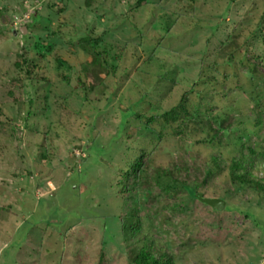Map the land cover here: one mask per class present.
I'll return each instance as SVG.
<instances>
[{"label": "rangeland", "instance_id": "374dc122", "mask_svg": "<svg viewBox=\"0 0 264 264\" xmlns=\"http://www.w3.org/2000/svg\"><path fill=\"white\" fill-rule=\"evenodd\" d=\"M223 119L264 146V0H0V264H131L146 235L174 264H264L258 191L215 210L156 183L172 166L203 181L243 135L209 142ZM142 149L130 238L120 172ZM203 183L206 197L228 190L223 174Z\"/></svg>", "mask_w": 264, "mask_h": 264}, {"label": "trees", "instance_id": "16d2710c", "mask_svg": "<svg viewBox=\"0 0 264 264\" xmlns=\"http://www.w3.org/2000/svg\"><path fill=\"white\" fill-rule=\"evenodd\" d=\"M233 44L230 45V49L232 50L229 52L230 54L227 55L226 59H234V53L235 49H237L239 46H234ZM97 61V60H96ZM26 62V61H25ZM95 62V60H94ZM93 62V63H94ZM239 62L242 66H247V71L248 75H251L254 73V68L252 63L250 62V57L249 53H245L243 57L239 59ZM32 68H28L25 70L26 74L28 76L32 75ZM182 109L184 107L180 106ZM176 110L168 111L164 114V116L168 115H175ZM199 113V111L197 112ZM179 114V113H178ZM176 114V115H178ZM191 112L185 116L181 120L182 124L184 125L185 128H188V123L193 119V115H190ZM138 117L140 119H145V115L139 114ZM177 118V116H173ZM154 119V117L147 118V122H151ZM209 120V119H208ZM257 124L261 125V118L260 114L257 115L256 117ZM192 122V121H191ZM208 122H213L215 124V119H212V121H207L204 120V122L199 123V122H193L195 124V127H208L211 129L210 125ZM148 126V125H147ZM218 129H214L215 136H211L209 138V142H215L216 139H220L228 134L230 135V132L234 129H240V127L235 126L233 129H231L228 125L225 124V119H223L221 122H218ZM213 127V126H212ZM242 131V130H241ZM221 132V137L216 138L218 133ZM243 133L240 135H237L236 139L233 141L231 138V141L233 142V145L230 149L225 150L222 153H219L216 157L214 156L210 161L206 162V168L205 172H203V178H205L203 181H208L214 178H217L221 174L225 175L227 177V187L228 190L223 194H219V192H215V196L220 197L225 201V208L227 206H233L235 205V202H233V199L236 198L238 194H244L245 190H254L258 191L256 192V196L259 198V205L264 200V177L263 178H256L254 177L253 171L255 169L262 170L264 172V168L262 164L264 163V146H262L261 149H257L255 143L251 141L249 136L245 133V129L241 132ZM217 134V135H216ZM193 146L192 143H186L184 150L187 151L189 154V159H194V149L191 150V147ZM151 153V152H150ZM150 154L148 152L144 151L143 149L141 152L135 156L130 164H127L125 169H122L120 172L121 175V181L122 183V192H131L130 193V203H135L130 204V209H128L127 213L123 215L122 221H121V231L124 232L125 235L128 237H136V235L139 232V221L136 219L134 220V209L136 207V203L139 200V178L142 176V174H145V170L143 167V163L145 162V159ZM222 163V164H221ZM227 172V173H226ZM179 171L178 168H175V166H172L170 168H165L162 169L159 168L157 169V181L156 183L166 192L172 191V190H179L183 189L184 192L186 193V199H192V200H199L197 198V194L199 192H202L201 187L204 186L203 181L200 183H193V182H185L182 181L178 177ZM128 184L130 186H128ZM146 193L144 194L149 196V193L151 192L150 190L145 191ZM231 193V194H230ZM252 195H255V192H252ZM188 201V200H187ZM200 201V200H199ZM241 202H244L242 199L240 200ZM250 203V202H249ZM205 204V203H203ZM206 205V204H205ZM187 208L189 209L190 206L187 204ZM186 209H183V211ZM216 210V209H215ZM135 239V238H134ZM134 239H132V243H134ZM144 239V240H143ZM142 240L137 241L136 243L141 244L143 243L142 246L139 248H135L133 250V253L131 254V264H174L173 259L171 257V253L168 250H165L161 248L160 250L153 251L151 248V244L148 243L149 241V236L146 235L144 236ZM146 242V243H145ZM146 244V245H145Z\"/></svg>", "mask_w": 264, "mask_h": 264}, {"label": "water", "instance_id": "95a60500", "mask_svg": "<svg viewBox=\"0 0 264 264\" xmlns=\"http://www.w3.org/2000/svg\"><path fill=\"white\" fill-rule=\"evenodd\" d=\"M19 30H20L21 33H24V32L27 31V27L26 26H22V27L19 28ZM13 33L16 34V30H14ZM197 198L201 202L211 206L213 209H216V210H222L225 207V201L223 199H221V198L206 197L202 193L197 194Z\"/></svg>", "mask_w": 264, "mask_h": 264}]
</instances>
